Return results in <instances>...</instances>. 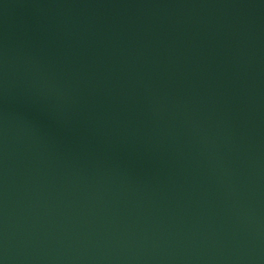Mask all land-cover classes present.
Instances as JSON below:
<instances>
[{"label":"water","instance_id":"95a60500","mask_svg":"<svg viewBox=\"0 0 264 264\" xmlns=\"http://www.w3.org/2000/svg\"><path fill=\"white\" fill-rule=\"evenodd\" d=\"M0 264H264V0H0Z\"/></svg>","mask_w":264,"mask_h":264}]
</instances>
